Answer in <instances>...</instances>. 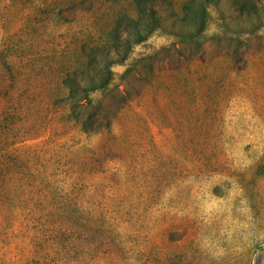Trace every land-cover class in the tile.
I'll return each instance as SVG.
<instances>
[{
	"label": "rangeland",
	"instance_id": "obj_1",
	"mask_svg": "<svg viewBox=\"0 0 264 264\" xmlns=\"http://www.w3.org/2000/svg\"><path fill=\"white\" fill-rule=\"evenodd\" d=\"M0 264H264V0H0Z\"/></svg>",
	"mask_w": 264,
	"mask_h": 264
},
{
	"label": "trees",
	"instance_id": "obj_2",
	"mask_svg": "<svg viewBox=\"0 0 264 264\" xmlns=\"http://www.w3.org/2000/svg\"><path fill=\"white\" fill-rule=\"evenodd\" d=\"M136 1L138 2L140 0H136ZM238 8L241 11L250 9L251 12H253L255 14H259L261 12V10L259 9V7H256V5H249L246 1H243L240 4H238ZM187 14H189V16L191 18L192 24H194L195 26H198L199 27V30H202L204 28L205 19H206V16H205L206 10H205V7L203 6V4H196L194 6H191V8L188 10ZM153 18L154 17H152V19ZM212 40L213 39H211V41ZM219 42L220 41H218V43ZM190 45H191V48H193L195 50V52H198V51L200 52L201 50H204L203 47H202V45L199 44V43H197V42H191ZM190 52H192V49H191ZM196 58H199L200 60H203L204 59L203 56L196 57ZM83 108L84 109L88 108V105L85 106V107H83ZM93 120H94V118H93V115L91 113L87 114L85 116V119L83 121H81L79 119H76V117H75V121L81 125L82 132L85 135H87V136L90 135V131L91 130L93 131V134L92 135L95 136V135H98L101 131H105V130H108L110 128V123H107L102 128L94 129V126L92 125Z\"/></svg>",
	"mask_w": 264,
	"mask_h": 264
}]
</instances>
